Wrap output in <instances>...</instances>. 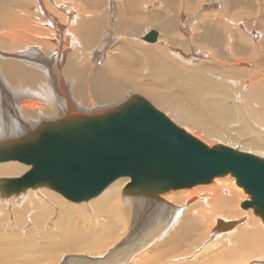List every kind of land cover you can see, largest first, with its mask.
Wrapping results in <instances>:
<instances>
[{"label": "bare ground", "instance_id": "bare-ground-1", "mask_svg": "<svg viewBox=\"0 0 264 264\" xmlns=\"http://www.w3.org/2000/svg\"><path fill=\"white\" fill-rule=\"evenodd\" d=\"M50 1L55 8L50 11L53 14L41 6L45 3L36 0L35 18L25 13L26 8L24 15L17 17L18 22L16 19L6 23L4 17L3 22V19L0 20V147L14 141L19 143L28 133L40 129L44 122L51 119L58 121L75 111L90 113L119 104L134 95V92L145 93L142 87L147 82L144 80L148 81V85L160 80L174 87L178 96L175 93L161 95L152 92L147 85L148 94L154 95L160 104L168 107L171 120L179 126L185 127L208 146L210 139L233 147L239 142V149L264 157V147L261 148L259 143L262 141L264 145V133L260 135L261 131L254 126L257 116L264 119L263 81L254 80L249 87L243 88V77L231 79L221 75L211 76L195 67L191 68L193 65L189 64L203 56V51L198 48L192 50L190 56L180 50L176 51L177 54L175 49L171 52L181 61L183 59L186 66L177 58L169 56L165 48L138 44L137 50L141 53L131 51L135 45L130 44L134 41L130 42L129 37L134 38L136 30L139 33L142 26L141 23L137 25L136 21L133 22L135 18L130 17L132 21L126 26L127 31H121L122 34L115 36L112 30L107 29L108 32L100 37L97 35L99 21L105 23L106 15L97 16L87 12L89 9L81 13L80 8L65 1ZM30 11L32 9L28 13ZM15 15L12 16L15 18ZM220 17L215 19L217 22L213 20L214 24L221 25L225 21L234 26L237 24L232 19ZM205 34L211 36L212 30L207 28ZM118 37H128L130 40H120V51L112 48L114 43L110 44ZM224 39V49L227 50L231 37L226 35ZM165 43L175 44L176 40L168 36ZM105 48H108V53L101 61ZM235 48L236 53L243 50L238 42ZM240 58L235 54L231 60L238 69L243 67ZM118 63H123L122 68H119ZM143 72L149 73L152 81L146 77L141 80ZM135 83L141 88L133 87ZM25 97L35 100L21 101ZM19 100L20 108L17 104ZM187 116L191 119L187 120ZM186 123L190 126H186ZM190 127L198 129L201 134L193 132ZM30 168V164L18 159L0 160V200L9 207L12 203L20 205L13 209L16 229L17 226L26 225L29 221L26 213L31 211L32 228L36 229L42 240L36 243L31 229H28L31 233H27L26 242L18 234L0 233V259L13 257L21 258L26 263L55 264L51 261L54 254L85 252L87 254H83L84 257L63 260L61 264H162L165 254L171 257V261L163 264H195L197 259L202 258L197 260L198 264H264V222L253 208H238L241 200L250 197L244 194L243 186L230 173L216 176L209 183H196L191 187L167 189V192L158 193L148 188L125 191L130 177H118L85 204H78L70 202V199L67 202V198L64 200L60 197L61 194L52 185L43 182L17 192H6L5 178L21 177ZM53 215L56 218L51 220ZM82 220L83 225L80 224ZM220 220L233 225L225 230L218 229L216 224ZM120 229L122 232H118ZM225 233H236L239 241L233 244L227 240L223 244L231 247L232 243L231 249L223 248L225 250L217 254L216 250H221L223 246L221 244L216 248L213 240ZM193 236L201 238L196 243L193 239L190 249L185 248ZM126 239L130 241L128 249L123 245ZM202 240L206 245L195 252L198 256H195V261L176 262L193 253ZM8 245H12V248ZM183 247L184 252L181 250ZM35 253L37 257L32 258L31 255ZM208 253L211 254L208 256Z\"/></svg>", "mask_w": 264, "mask_h": 264}, {"label": "water", "instance_id": "water-1", "mask_svg": "<svg viewBox=\"0 0 264 264\" xmlns=\"http://www.w3.org/2000/svg\"><path fill=\"white\" fill-rule=\"evenodd\" d=\"M156 38L154 29L143 36L149 42ZM43 124L19 143L0 147V160L32 166L21 177L5 178L6 192L43 182L79 202L123 176L130 177L125 191L162 192L230 173L249 194L243 208L253 207L264 221V157L224 143L206 145L139 94L100 111H75ZM232 225L220 220L216 228Z\"/></svg>", "mask_w": 264, "mask_h": 264}, {"label": "rangeland", "instance_id": "rangeland-1", "mask_svg": "<svg viewBox=\"0 0 264 264\" xmlns=\"http://www.w3.org/2000/svg\"><path fill=\"white\" fill-rule=\"evenodd\" d=\"M35 1L36 0H34V2H33V0H14V1L13 0H0V11H1L0 12V20L3 19V17H4L5 22L6 21L8 22L10 20L13 21L16 19L18 22L17 17L20 15L22 16V14L24 15V11L26 10V8H28V9L26 10L27 12H25V13H27V14H29V16L31 15L33 18H35V16H36L35 15L36 14V6H35L36 2ZM60 1H65L66 4L73 5L77 8H80L81 13L85 12L86 11L85 9H89L90 11H87V12H91V13L93 12L92 14L95 13L97 16H99V14H100V15H104V17H105V15H106V17L104 18V19H106L105 23H102V21H99L100 22L99 23L97 21V24L99 23V27L97 29V35L100 37L103 36L104 34H106L108 32V30H112V32L115 36H117L118 33L122 34L121 31H123V30L127 31L126 26L129 25V22H130V20L132 21V18L133 19L135 18L133 22L134 23L137 22V25L138 24L140 25V23H141V25L143 27L140 26L139 31H138L139 33H137V30H136V33L133 35L134 38L129 37L131 41L129 39H127L128 37L127 38H124V37L119 38L118 37L115 41L113 40V42L110 43L111 45L114 43L112 48H114L116 51H120V43H119L120 40L121 41L128 40L130 42L134 41L133 43H130L131 45H135L133 48H131V51L132 50L136 51L138 48V44H140V45L142 44V46L147 44L146 46H152V48L158 47V49L165 48L166 52L168 53L169 56L177 58L176 60H179V62H182L184 64V66H186L183 59L181 61L178 57H176L174 55V53L172 54L171 52L175 49L174 51L177 54L176 51L180 50L181 52L183 51V54L185 53L188 56H190L191 51L192 50L195 51V49L198 48V49H201L203 51V56L199 60H196V61L193 60V62L189 64V66L193 65L191 68L195 67V68H197V69H199V70H201V71H203V72H205L211 76H212V74L213 75H221V76H223V78H225V76H227L231 79H235V78L238 79L239 77L240 78L243 77V88L249 87L251 85V83L253 84V81L257 80V79L264 82V78H263L264 77V17H263L264 16V0H249L250 2L248 0H240V1L239 0H60ZM246 1H248L249 3H247ZM41 2H42L41 4L45 3L44 5H41V6L47 8V10L49 12L54 8V5H53V3H51L52 1H50V0H41ZM236 2H238V3H236ZM31 3H33V4H31ZM7 6H9V7H7ZM2 7L3 8L7 7V8H5L6 9L5 10ZM30 7H31L32 11H30V13H28L29 10H31ZM81 7H82V9H81ZM8 8H11V10ZM23 8H24V10H23ZM83 9H84V11H83ZM123 10H125V11H123ZM245 10H247V11H245ZM3 11H5V12H3ZM8 11H9V13H8ZM203 11H205V12H203ZM87 12H86V14H87ZM39 13H40V11H39ZM50 13L53 14L52 12H50ZM91 13H89V14H91ZM127 13L129 14V16H127ZM240 13L242 14V16ZM14 14H16L15 18L12 16ZM221 15L223 16V18L224 17L226 19L229 18L230 21L232 19V21H235V23L237 22V24L234 26V24L232 22H231L232 24H230V23L228 24L227 21L221 22V25L219 24L220 26L218 24H214L213 20L216 21L215 19L222 18V17H220ZM232 16H234V17H232ZM130 17H132V18H130ZM181 17H183V18H181ZM33 18H32V20H35ZM154 18H156V19H154ZM4 19L1 21L3 22ZM56 19H58V18H56ZM224 19H221V20H224ZM118 20H119V22H118ZM123 20L125 22H122ZM258 20H260V21H258ZM209 21H210V23H209ZM118 23H119V26H118ZM0 24H1V22H0ZM115 24H117V25H115ZM181 24H182V26H181ZM110 26H112V27H110ZM207 28H210L212 30L211 36L205 34ZM151 29H154L158 32L157 37L159 39L157 38V40L155 42H152V43L149 42L148 43L147 41H144L142 39V37L145 33H147ZM59 35L62 36V34H59ZM226 35L231 37V41H230L231 44L228 41L229 44L227 43V46H229V47L227 50L224 49V46L226 45V41H225L224 37ZM261 35H263V36H261ZM168 36H169V38H171V40L173 38V41L175 39L176 43L166 45L165 40H166V38H168ZM177 39H179V40H177ZM101 41L104 42V40H101ZM237 42H238V45L243 46V50L242 51L240 50L236 53L235 47L237 46ZM117 43H119V44H117ZM103 51H104V53H103L104 55H102V58L100 59L101 61H102V59H104V57L107 56L108 48H105ZM109 51H111V48L109 49ZM138 51L140 54L141 53L140 50H137V52ZM65 53H67V52H65ZM65 53H63V54H65ZM63 54H62V59L65 61V59H64L65 56ZM183 54H182V56H184ZM235 54H237V56L241 57L240 59L243 60V63H242L243 67H239L240 69H242L241 71H240V69L235 67V65H234L235 62L233 63V61H231ZM110 58H113V56L110 55ZM180 58H183V57H180ZM63 60H62V64L60 63V66H59V68H61V69L63 68V62H64ZM117 65H120L119 68H122L121 66H123V63H120V64L118 63ZM254 71H256V72H254ZM149 73H151V72L149 71ZM149 73L143 72V74L144 75L146 74V75L145 76L141 75L140 76L141 80H143L144 77L149 79ZM241 73L243 76H241ZM149 80H151V79H149ZM144 81L147 82V85H148V81L147 80H144ZM147 85L142 87V88H144L145 93H140L137 91V92H134L133 94H139V95L145 97L158 110H160L161 112L166 114L170 119H172L171 114L168 111V107L160 104V102H159L160 100H158V98H155L154 95L152 96V95L148 94L149 91L146 88ZM133 87L141 88L137 85V83H135V85ZM148 87L151 89L152 92H156V93L161 94V95L175 93V96H178L177 95L178 92H177V90H175L174 87L166 84V82L162 83L160 80H156V81L154 80L153 83L151 82L148 85ZM170 92H172V93H170ZM179 94H181V93H179ZM180 97H181V95H180ZM29 99L35 100L32 97L31 98L25 97V99H21V101L29 100ZM19 103H20V100L17 103L19 108H20ZM185 103H187L189 105L191 104L190 102L188 103L187 101ZM190 106H192V104ZM191 108H194V106ZM257 117H256L257 120H255V122H254L255 123L254 126L256 128H258L259 131H261L260 135H263L264 126H262V125H264V119H261L259 116H257ZM186 119L187 120L191 119V117L187 116ZM172 121H174V120H172ZM177 125H179V124H177ZM185 125L190 126L187 123ZM259 127H260V129H259ZM183 128H185V127H183ZM190 128L193 129L192 127H190ZM193 130L192 131L195 133L199 132V133H197L198 135L201 134V132L198 129L194 128ZM247 137H249V136H247ZM247 137H245V138H247ZM214 141L215 140L210 139V141L208 140L207 143L210 146L214 145L216 143H220L219 141H216V142H214ZM259 141H261V140L259 139ZM238 143L235 144L236 148H238L237 146H239ZM259 143H261V146H262L261 148H263L264 145L262 144V141ZM4 162H6V161H4ZM162 192H167V191H162ZM0 193H2L1 190H0ZM156 193H158V192H156ZM244 194H247V196H249V194L246 192ZM199 196L203 197L202 195H199ZM60 197H62L64 200L66 199L63 195H61ZM198 198H200V197H198ZM245 200H241V201L243 202ZM66 201L69 202L70 200L68 201V199H66ZM241 201L239 202V205H238V208L240 210H242V208H243L241 206V203H242ZM70 202H73V201H70ZM86 202H87V200H84V201L78 202V204H81V203L85 204ZM183 205H185V203L182 204V207H183ZM19 206L20 205H17L16 203H12L11 206L9 207V206H7L5 201L0 200V233L18 234L20 239L23 242H26L27 240H25V239H27V237H26L27 233H31V231H34L33 235H34V239H36L35 240L36 243H38V244L41 243V240H42L41 235L36 233V229L34 230L32 228L33 224H31V223H32V219H33V217H32L33 214L32 213L30 214L31 211L26 213L27 221L29 219V221L26 223V225H24V227H21V226L18 227L17 226V229H16V225H14V213H13V211L15 210L14 207L18 208ZM80 207H82V206H80ZM1 208H3V209H1ZM248 208H253V207H248ZM248 208L246 207L243 209H248ZM86 209H87V212L90 214L88 208H86ZM252 212L254 213V211H252ZM11 213H12V216L9 217ZM6 215H7V217H6ZM253 215L257 216L256 213H254ZM53 217H55V215H53L52 218L50 217V219L54 220L56 218L55 217L53 219ZM46 222L48 223V221H46ZM8 223H10V225ZM80 224L83 225V220L80 221ZM28 229L29 230L31 229V231H28ZM118 232H122V230L120 229ZM21 236H22V238H21ZM198 238L200 239L201 237L198 236ZM198 238H197V236H193L192 240L190 239L187 242L188 244H186V246L184 245L185 248L190 249L192 246L191 242L194 241L193 239H195V243H196V241L199 240ZM227 240L231 241L234 244L235 242L239 241V237L236 236V233H234V234L225 233V235H220V236L216 237V239L213 240L214 246L216 248L218 246H220L221 244L223 246V247H221L222 248L221 250H216V251H218L217 254L224 251L225 249H223V248L231 249L232 243H231V247H230V245H227V247H225L223 244V243H226ZM219 242H220V244H219ZM166 243L168 244V242H166ZM204 243L205 242L202 240L201 244L198 245L197 249H195V251L193 253H191L190 255H187L184 259L177 260L176 262L177 263L178 262L184 263V261L185 262L195 261L194 258L198 257V256H196L195 252L199 251L203 246H205L206 244H204ZM123 245H125L126 248L128 249L130 246V241L128 239H126V244H123ZM8 246H10V245H8ZM214 246H213V248H215ZM10 247L12 248V245ZM185 248L183 247V248H181V250L184 252ZM216 251H214V253H216ZM155 252H157V251H155ZM75 254H76V252H69V253L60 252L58 254H54L55 257L53 256L51 261L55 262V264H61L63 262V260L66 261V260H73L76 257H84L83 254H87V253L78 252L77 253L78 255L77 254L75 255ZM210 254L208 253L207 255L209 256ZM37 255L38 254L35 253V255H31V257L32 258L37 257ZM164 257H165V259L162 260V264H163V262L171 261L170 260L171 257H169L168 254H165ZM202 259H197V260H202ZM197 260H196L195 264L196 263L198 264L199 261H197ZM11 263L12 264H18V263L19 264H32L31 262L30 263L23 262V260L21 258L18 259V258L12 257V258H8L7 260L0 259V264H11ZM68 264H76V263L71 262ZM77 264H81V263H77ZM190 264H193V262H191Z\"/></svg>", "mask_w": 264, "mask_h": 264}]
</instances>
